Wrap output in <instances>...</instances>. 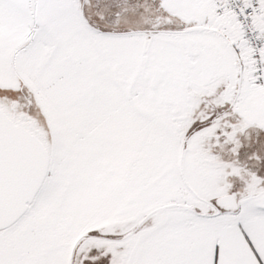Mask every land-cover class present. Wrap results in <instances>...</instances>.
I'll use <instances>...</instances> for the list:
<instances>
[{"label":"snow or ice","instance_id":"1","mask_svg":"<svg viewBox=\"0 0 264 264\" xmlns=\"http://www.w3.org/2000/svg\"><path fill=\"white\" fill-rule=\"evenodd\" d=\"M0 264H264V0H0Z\"/></svg>","mask_w":264,"mask_h":264}]
</instances>
